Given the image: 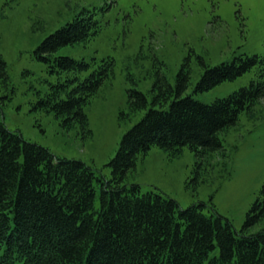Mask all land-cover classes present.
<instances>
[{"label": "rangeland", "instance_id": "374dc122", "mask_svg": "<svg viewBox=\"0 0 264 264\" xmlns=\"http://www.w3.org/2000/svg\"><path fill=\"white\" fill-rule=\"evenodd\" d=\"M89 15L98 32L88 41L60 48L55 57L90 63L78 73L82 80L105 60L112 62V69L84 107L87 125L66 127L62 117L38 103L55 99L47 96L53 93L51 86L69 76L58 74L56 64L40 60L36 51L75 18ZM0 54L9 76L7 83H0V111L7 128L58 158L83 162L97 178L109 181L110 162L124 135L147 112L131 108L130 91L146 94L151 108L158 79L176 87L183 73L189 83L182 97L209 105L259 80L264 66L257 64L236 79L197 89L207 68L238 64L240 58L264 59V0H0ZM220 138L224 149L200 160L199 168L189 148L172 155L152 147L138 158L124 183L138 185L143 194L174 199L182 210L197 203L213 206L223 222L241 231L253 204L262 198L264 99L242 112ZM96 192L95 208H100L97 181ZM263 229L264 219L248 233Z\"/></svg>", "mask_w": 264, "mask_h": 264}, {"label": "trees", "instance_id": "16d2710c", "mask_svg": "<svg viewBox=\"0 0 264 264\" xmlns=\"http://www.w3.org/2000/svg\"><path fill=\"white\" fill-rule=\"evenodd\" d=\"M93 26L92 16L77 17L36 51L40 60L56 64L58 74L69 76L65 83L51 86L53 93L47 96L57 101L49 97L38 103L62 117L66 127L87 125L84 107L109 76L112 62L105 60L82 80L78 73L91 64L55 53L88 41L98 32ZM236 60L241 62L207 68L197 89H210L257 64L264 66L257 56ZM258 78L209 105L182 97L189 83L183 73L176 87L158 79L151 108L146 94L130 91L131 108L147 112L124 135L110 162L109 181L97 178L83 162L58 158L25 141L7 128L0 111V264H264V229L248 233L264 219V186L243 229L236 231L213 206L197 203L182 210L174 199L143 194L138 185L124 183L138 158L155 146L172 155L189 148L199 160L198 168L200 160L221 152L220 133L264 99V67ZM8 80L0 54V83ZM96 181L101 187L100 208H95Z\"/></svg>", "mask_w": 264, "mask_h": 264}]
</instances>
